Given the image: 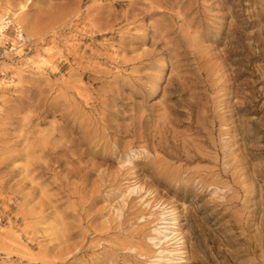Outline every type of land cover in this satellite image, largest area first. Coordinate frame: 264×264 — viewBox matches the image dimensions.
Wrapping results in <instances>:
<instances>
[{
	"label": "rangeland",
	"instance_id": "obj_1",
	"mask_svg": "<svg viewBox=\"0 0 264 264\" xmlns=\"http://www.w3.org/2000/svg\"><path fill=\"white\" fill-rule=\"evenodd\" d=\"M0 264H264V0H0Z\"/></svg>",
	"mask_w": 264,
	"mask_h": 264
},
{
	"label": "bare ground",
	"instance_id": "obj_2",
	"mask_svg": "<svg viewBox=\"0 0 264 264\" xmlns=\"http://www.w3.org/2000/svg\"><path fill=\"white\" fill-rule=\"evenodd\" d=\"M2 27V26H1ZM3 29V28H2Z\"/></svg>",
	"mask_w": 264,
	"mask_h": 264
}]
</instances>
